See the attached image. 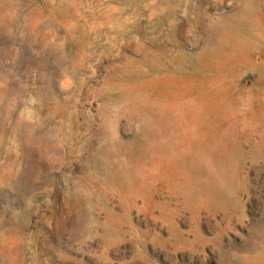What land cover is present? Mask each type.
<instances>
[{
	"label": "rangeland",
	"instance_id": "374dc122",
	"mask_svg": "<svg viewBox=\"0 0 264 264\" xmlns=\"http://www.w3.org/2000/svg\"><path fill=\"white\" fill-rule=\"evenodd\" d=\"M0 264H264V0H0Z\"/></svg>",
	"mask_w": 264,
	"mask_h": 264
}]
</instances>
